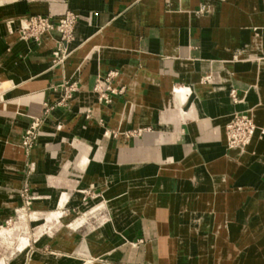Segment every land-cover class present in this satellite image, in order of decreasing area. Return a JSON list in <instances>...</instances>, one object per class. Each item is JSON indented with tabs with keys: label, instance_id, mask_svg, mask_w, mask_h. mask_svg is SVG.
I'll use <instances>...</instances> for the list:
<instances>
[{
	"label": "crops",
	"instance_id": "1",
	"mask_svg": "<svg viewBox=\"0 0 264 264\" xmlns=\"http://www.w3.org/2000/svg\"><path fill=\"white\" fill-rule=\"evenodd\" d=\"M68 10L78 20L55 65L57 31L24 40L15 20ZM108 75L104 103L94 85ZM65 79L78 88L31 151L34 212L52 210L61 191L78 197L66 206L85 207L127 194L106 199L107 238L98 227L34 235L54 251L28 258V243L9 264H264V0H0V222L20 204L22 132ZM234 113L256 126L240 150L226 142ZM151 175L133 202L128 189ZM137 234L146 244L123 247Z\"/></svg>",
	"mask_w": 264,
	"mask_h": 264
},
{
	"label": "rangeland",
	"instance_id": "2",
	"mask_svg": "<svg viewBox=\"0 0 264 264\" xmlns=\"http://www.w3.org/2000/svg\"><path fill=\"white\" fill-rule=\"evenodd\" d=\"M6 24L12 27V25H15V22L10 21L6 22ZM17 31L19 32V24L17 25ZM62 55L63 54H61V56ZM52 59H54L55 65L58 63L62 64L64 61V59L60 56H52ZM109 80L110 75L103 80L105 85H102L103 83L99 81H96L94 85V91L97 92L98 96L102 99V102L104 101V103H107V99H109L106 92L112 90V88L108 85ZM77 88V81L70 79H65L58 84L50 85V90L52 89L56 91V89H60L61 92L59 99L52 105L47 102L44 103L40 115L36 118L33 117L22 132L21 147L25 152L26 160L23 169L21 186L18 190H16V193H18L17 197L20 199V204L13 206L8 217L0 222V264H9L12 262L15 257L20 254V250H23L28 243V258L33 251H37L42 255H46L49 252L54 251L50 245L45 243L36 245L33 241L35 236L38 237L42 233L43 235H50V240H52L58 231H61L62 229H67L65 236L68 237L71 232L75 231L80 235H84L85 233H89L92 229L98 227L99 230H101V235L107 238L103 234L102 228L110 221V213L107 209L109 208V205L103 196L97 199V195L93 193L92 189H87L85 191V195L87 197H91L92 199L96 196L95 200H97L95 203L91 205L89 204V207L82 205L66 206L68 204L78 203L79 201L78 197L77 199L69 200L67 194V200L61 203L63 205L57 204L48 212L42 210V212L39 213L34 212L33 209L34 201H36L39 195L30 189L29 177L34 169V163L31 161V151L39 144L38 139L42 130V124L49 112L59 104L62 106L68 105L70 98L73 96ZM176 91V93L182 92L181 89H177ZM90 114V111H86L85 117L89 118ZM58 127H60V125H58ZM127 134L129 133H125V135ZM91 186H94V184H91ZM82 192L83 190L78 188L77 196L82 194ZM90 200L86 202H90ZM53 211H61V214L59 216H50ZM35 224L38 225L35 226ZM123 240H125L123 242V247L138 248L146 244L149 238H147L144 234H137L132 239ZM105 260L109 263L114 262L111 258H105ZM93 262L94 259L87 257L84 259L82 264H93ZM27 263L28 260L23 264ZM31 264L38 263L32 261Z\"/></svg>",
	"mask_w": 264,
	"mask_h": 264
},
{
	"label": "built area",
	"instance_id": "3",
	"mask_svg": "<svg viewBox=\"0 0 264 264\" xmlns=\"http://www.w3.org/2000/svg\"><path fill=\"white\" fill-rule=\"evenodd\" d=\"M203 10L202 7L200 11ZM77 20L78 15L70 10L56 18L49 15H28L20 18L19 33L24 40L39 42L49 32L57 31L59 39L53 56H60L64 59L66 50L63 45L73 39L74 26ZM61 54L63 55L61 56ZM230 96L232 100H237L234 91H231ZM255 129L256 126L249 115L245 113L234 115L226 125L228 147H243L250 141ZM261 133L264 131L262 130Z\"/></svg>",
	"mask_w": 264,
	"mask_h": 264
},
{
	"label": "bare ground",
	"instance_id": "4",
	"mask_svg": "<svg viewBox=\"0 0 264 264\" xmlns=\"http://www.w3.org/2000/svg\"><path fill=\"white\" fill-rule=\"evenodd\" d=\"M13 20V19H12ZM15 22L17 23V24H19V22H20V18L19 19H17V20H15ZM18 35L21 37V35H20V33L18 32ZM183 90H182V92L181 93H178V94H180V96L183 98ZM185 98V97H184ZM236 114H240V113H234L233 114V116L234 115H236ZM244 114V113H243ZM246 114V113H245ZM248 115V114H247ZM250 116V115H249ZM251 117V116H250ZM252 118V117H251ZM232 119V118H231ZM230 119V120H231ZM253 120V119H252ZM255 132V131H254ZM254 134V133H253ZM253 136V135H252ZM227 138V137H226ZM226 142H227V139H226ZM250 142V141H249ZM249 142L248 143H246L243 147H238V146H232V147H228V144H227V147L229 148V149H244L245 147H247L248 146V144H249ZM82 158H84V157H82ZM68 160V161H67ZM67 160H65L66 161V164H68V165H70V167L71 168H76L77 166H80V167H82V166H84L83 165V161L81 162V163H76V165H75V163H72L71 164V161L69 160V159H67ZM86 164V163H85ZM73 166V167H72ZM69 168V167H68ZM62 171V170H61ZM65 171V170H64ZM161 171V170H160ZM159 172V171H158ZM67 174V173H66ZM158 174V173H157ZM156 177H157V175H151V176H148V178H139L138 180H133V181H135V182H138V184H136V186H131V188L130 189H128V191L130 190V195H131V199H132V201L134 202L135 200H139L140 198H144V193H146V189H148V188H145V186H142L143 185V183L145 182V181H148V182H150V184L152 183H154V181L156 180ZM132 182V181H131ZM128 183H130V182H128ZM141 183H142V185H141ZM129 185V184H128ZM142 186V187H141ZM148 187V186H147ZM149 188H151V186L149 187ZM149 190V189H148ZM127 191V192H128ZM126 192H120V194H117L116 196H113V197H110V198H108V197H106L105 195H103V197L105 198V199H107V200H110V199H112V198H114V197H118V198H120V197H123V195L125 194ZM127 194V193H126ZM198 194V193H197ZM203 195V194H202ZM125 196V195H124ZM204 196V195H203ZM66 193L64 192V191H61V193H60V197H59V201L57 202V204H61V203H63V201L64 200H67L66 199ZM168 197V196H167ZM200 198H202V197H200ZM167 199V198H166ZM61 205H63V204H61ZM61 214V211H53V212H51V214H50V216H52V215H57V216H59ZM102 230H103V232L107 235V230H106V227L104 226L103 228H102ZM97 246V245H96ZM91 250V249H90ZM65 260H67V259H65ZM64 260V261H65ZM72 260V259H71ZM61 261V260H60ZM69 263V262H68ZM73 263V262H72ZM71 263V264H72ZM66 264V263H65ZM70 264V263H69Z\"/></svg>",
	"mask_w": 264,
	"mask_h": 264
}]
</instances>
